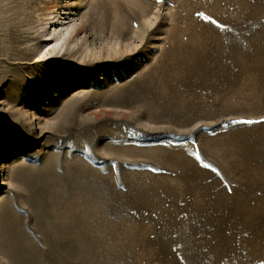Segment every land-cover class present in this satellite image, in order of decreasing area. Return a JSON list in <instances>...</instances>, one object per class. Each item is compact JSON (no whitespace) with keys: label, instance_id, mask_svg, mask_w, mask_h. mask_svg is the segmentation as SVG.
Returning a JSON list of instances; mask_svg holds the SVG:
<instances>
[{"label":"rangeland","instance_id":"obj_1","mask_svg":"<svg viewBox=\"0 0 264 264\" xmlns=\"http://www.w3.org/2000/svg\"><path fill=\"white\" fill-rule=\"evenodd\" d=\"M0 264H264V0H0Z\"/></svg>","mask_w":264,"mask_h":264},{"label":"bare ground","instance_id":"obj_2","mask_svg":"<svg viewBox=\"0 0 264 264\" xmlns=\"http://www.w3.org/2000/svg\"><path fill=\"white\" fill-rule=\"evenodd\" d=\"M48 25H49V24H48ZM48 25H47V26H48ZM51 25H52V24H51ZM53 29H54V28H53ZM67 36H68V35H67ZM69 36H70V35H69ZM63 37H64V36H63ZM46 43H47V42H46ZM134 47H135V46H134ZM48 50H49V49H48ZM47 53H48V52H47ZM49 55H50V54H49Z\"/></svg>","mask_w":264,"mask_h":264}]
</instances>
